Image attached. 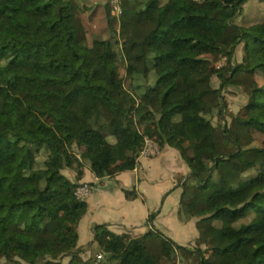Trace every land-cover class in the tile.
Instances as JSON below:
<instances>
[{
	"label": "trees",
	"instance_id": "trees-1",
	"mask_svg": "<svg viewBox=\"0 0 264 264\" xmlns=\"http://www.w3.org/2000/svg\"><path fill=\"white\" fill-rule=\"evenodd\" d=\"M145 1L157 7L159 15L151 41L142 46L140 67L118 58L110 40L101 49L81 44L68 12L71 0H0L3 264H54L75 254L78 227L87 213L78 194L88 169L82 157L100 178L133 170L147 135L181 152L201 187L210 192L206 208L190 202L191 215L201 217L197 226L203 234L217 230L220 235L206 256L201 248L179 244L161 232L152 250L148 235L119 236L107 224H96L95 237L109 261L176 264L178 249H183L196 253L199 264H264V234L246 251L238 248L264 218V189L242 204L237 200L264 175V0H173L176 17L168 15L169 0ZM135 18L131 10H124L120 19L110 17L122 21L126 43L130 19ZM230 26L239 30L236 43L258 52L247 65L258 80L253 83L254 100L232 126L258 129L261 136L255 143L231 135L232 127L218 129L213 109L193 108L213 91L211 73L201 65L213 52H226L222 32ZM233 64L231 70L239 68ZM185 66L198 68L189 73ZM122 69L128 89L119 77ZM219 74L223 87L234 84L235 74ZM95 102L103 103L107 114L92 122L99 111L87 108ZM193 120L211 129L197 128L199 138L192 141L187 129ZM177 124L183 125L181 131ZM77 144L82 157L74 150ZM68 170L76 178L66 174Z\"/></svg>",
	"mask_w": 264,
	"mask_h": 264
},
{
	"label": "rangeland",
	"instance_id": "rangeland-1",
	"mask_svg": "<svg viewBox=\"0 0 264 264\" xmlns=\"http://www.w3.org/2000/svg\"><path fill=\"white\" fill-rule=\"evenodd\" d=\"M72 6L68 10L72 14L73 22L78 27V41L83 45H94L98 46L100 49L104 45L105 41H112L114 44V49L116 51L117 57L124 59L128 63L133 62L137 66L143 67L144 65V57L142 55V46L146 45L151 41V31L157 27L158 24V9L155 6H152L150 3L145 0H121V4H118L115 0H71ZM171 3L168 15L171 17H176L178 14L176 6L172 4L173 0H169ZM117 4L122 7L117 6ZM124 10H131L135 13L136 18L130 19L129 26V39L128 43L125 42L121 34L122 21L111 20L113 16H117L120 19V15ZM239 34V30L235 26H230L226 28L222 32V42L223 48L225 51H215L212 54L208 55L205 58L204 63L201 65V69L204 68L205 71L211 73V80L213 82V91L200 102L194 104L193 108H211L213 109L214 123L218 129H226L227 127H232L234 124V120L238 115H244L246 113L245 106L252 100H254V90L255 84L258 83L252 77V73H249L247 70V65L252 63L258 56V52L255 50H249L246 48L244 42L236 43L237 35ZM137 42V43H136ZM139 43V44H138ZM235 48V49H234ZM234 49L233 60H230V51ZM231 63L235 65H239L237 68L234 67L235 70H231ZM233 64V65H234ZM14 67L13 64H11ZM198 66H185L184 69L186 72L195 73ZM221 71H230L231 75L235 74L234 84H227L223 87V81L220 74ZM119 77L122 79L124 83V87L128 89V75L122 69L119 72ZM229 79H227L228 81ZM22 97V96H21ZM22 101L24 98L22 97ZM98 109V114L93 118L92 122H94L98 117L103 114H107V109L101 102H95L92 107H88V110L92 108ZM155 107L157 109L161 108L160 102L157 101L155 103ZM237 121L235 122V124ZM177 129L179 131L182 130L183 125L177 124ZM202 128L203 131L209 132L210 126H201L198 121H192L191 125L187 129V135L189 139L196 140L199 138V131L197 128ZM237 128H230L231 135L234 137H239L246 143H255L260 139L261 133L256 128H247L245 125H237ZM162 146L152 135H147L145 147L141 153L143 156H156L160 153ZM74 150L81 156L80 146L77 144L74 147ZM179 151V150H178ZM146 152L145 154H143ZM181 153V152H180ZM182 155V154H181ZM184 158V157H183ZM85 163L90 165V160L88 158H84ZM157 161V167L160 168L155 171V176H159L161 174L168 175L169 182L163 181L166 185L170 184L172 186L171 175L174 176V172L180 171V167L177 162L172 161L169 163L168 161L160 162L158 157L154 158ZM209 163V160H207ZM72 170H68L66 174L70 175ZM71 177V175H70ZM184 178V177H183ZM181 178L179 182L181 185L185 184V193H184V203H183V213L187 215L189 219L197 218L199 224V220L201 217L191 215V207L189 206L190 202H194L199 209L206 208L210 205V192L207 189L201 187V184L197 180V178L191 173L187 179ZM162 182V183H163ZM255 185L250 186L242 193H239L237 196V200L239 204L244 203L253 194L259 190L264 189V175L256 181ZM176 184V183H175ZM173 184V186H175ZM178 184V183H177ZM169 187V188H170ZM164 188V186L162 187ZM182 192L180 193V199L182 196ZM178 193V192H177ZM177 193L170 195L169 198L173 197L170 200L169 207L173 205L175 201V197ZM180 204V202H179ZM189 209V211H188ZM183 214V215H184ZM163 218H159L157 223V227H161L167 229L166 226L162 227V222H169L168 227H173L172 221V213L171 211H167L163 214ZM169 229V228H168ZM167 229V232H168ZM200 229V228H199ZM95 232V231H94ZM193 227L191 224H187L182 227V234L188 236V234H192ZM119 236H125V234L116 231ZM264 234V218L261 221V224L249 233L250 240L246 243L238 244V248L242 251H246L250 244L258 241L262 235ZM131 236V234H129ZM184 235V236H185ZM219 231L211 230L207 233V235L203 234L201 230H199V236L197 239L192 242L186 244L188 247L192 249L201 248L206 256L210 254V248L213 244L217 242L219 238ZM145 236V235H144ZM170 238V237H169ZM98 246L95 247L89 241L85 240L86 246L83 249V246H78L77 252L70 256H64L60 258L54 264H117V261H109V258L105 251H103V243L98 240ZM175 241V240H174ZM81 245V244H79ZM157 243H151L149 247L152 250L157 248ZM91 249V251H90ZM92 250L94 254L92 255ZM83 251V252H82ZM101 253V257L99 258V254ZM79 254V255H78ZM70 257V261L68 258ZM177 263L176 264H199L200 260L196 253L186 252L183 249H178L177 253ZM67 259V260H66ZM100 259V260H99ZM66 260V262H65ZM6 259L3 257L0 260V264H3Z\"/></svg>",
	"mask_w": 264,
	"mask_h": 264
},
{
	"label": "crops",
	"instance_id": "crops-1",
	"mask_svg": "<svg viewBox=\"0 0 264 264\" xmlns=\"http://www.w3.org/2000/svg\"><path fill=\"white\" fill-rule=\"evenodd\" d=\"M156 157L160 159V162L172 163L175 161L180 167V171L174 172V176H170L173 178L171 187L170 184L166 185L163 182L164 180L169 182L168 175L163 173L155 176V171L160 168V166L157 167L158 163L154 159ZM191 173L192 170L180 151L169 145L162 147L156 156L141 155L137 168L123 171L111 177L95 176L88 165L86 176L80 181L90 185V190L84 196L87 213L78 227V244H81L79 246H83L84 249L85 240L89 241L88 243L92 242L91 245L95 247L98 246L94 232L96 224H107L108 228L114 232H125L133 236L148 235V245L157 243L159 232L182 245L194 242L199 236L198 219H189L183 213L185 184L183 183L184 186H182L179 182L183 177L186 180ZM70 175L76 178L73 172ZM163 186L164 188H162ZM181 191L183 192L181 200H179ZM174 193H177L175 201L169 207L170 200L174 196L169 197ZM168 210L172 213L173 227H168L169 222L163 221L162 227L169 228L167 232V229L157 227V223H159L158 219L163 218V214ZM153 213L155 215L151 218ZM187 224H191L194 231L188 236L182 234V227ZM68 260L70 261V257Z\"/></svg>",
	"mask_w": 264,
	"mask_h": 264
},
{
	"label": "built area",
	"instance_id": "built-area-1",
	"mask_svg": "<svg viewBox=\"0 0 264 264\" xmlns=\"http://www.w3.org/2000/svg\"><path fill=\"white\" fill-rule=\"evenodd\" d=\"M118 4H121V0H115ZM117 4L118 7H120L119 5ZM121 8V11H122V7ZM146 152H144L143 154H145ZM90 190V185L88 184H82L79 188H78V194L79 196L84 199V196L89 192ZM99 258L102 256L101 253L98 255ZM100 260V259H99Z\"/></svg>",
	"mask_w": 264,
	"mask_h": 264
},
{
	"label": "clouds",
	"instance_id": "clouds-1",
	"mask_svg": "<svg viewBox=\"0 0 264 264\" xmlns=\"http://www.w3.org/2000/svg\"><path fill=\"white\" fill-rule=\"evenodd\" d=\"M82 199V198H81Z\"/></svg>",
	"mask_w": 264,
	"mask_h": 264
}]
</instances>
